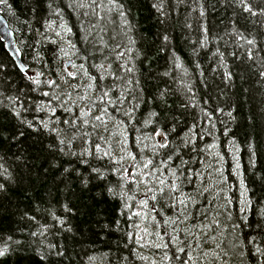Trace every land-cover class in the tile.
<instances>
[{"label": "trees", "instance_id": "1", "mask_svg": "<svg viewBox=\"0 0 264 264\" xmlns=\"http://www.w3.org/2000/svg\"><path fill=\"white\" fill-rule=\"evenodd\" d=\"M108 2L86 0L85 10L75 0L0 3L27 66L22 72L0 40V264H157L151 249L136 241L132 202L122 191L125 172H118L111 147L103 140L96 151L84 139L75 147L63 139L75 118L49 90L63 68L49 28L57 23L68 30L75 62L108 93L98 101L102 107L114 106L113 87H129L135 136L161 133L173 146L164 160L176 155L179 168L198 164L205 158L198 133L214 123L221 147L236 153L247 203L234 191L225 204L205 194L208 201L192 207V226L219 219L230 231L224 247L222 230L209 233L211 253L222 251L236 264H264V0H115L111 21L100 11ZM121 48L129 52L127 63L116 58ZM86 126L87 134L100 136ZM229 160L225 193L239 189ZM185 170L196 174L201 166ZM190 192L201 196L196 187ZM192 232L180 245L187 257L173 244L154 249L169 257L163 264H190L193 254L200 264H220L204 245L199 249Z\"/></svg>", "mask_w": 264, "mask_h": 264}, {"label": "rangeland", "instance_id": "2", "mask_svg": "<svg viewBox=\"0 0 264 264\" xmlns=\"http://www.w3.org/2000/svg\"><path fill=\"white\" fill-rule=\"evenodd\" d=\"M75 3L81 10L89 9V5H86V0H75ZM102 10L106 11L105 17L109 21L112 19V13L117 11L115 5L111 2L101 6L100 11ZM121 21L120 23L123 25L124 23ZM49 28L53 34V40L55 39V42L57 41L59 43L60 54L63 55V68L56 74L55 84H51L49 90L52 92V95H57L62 101L61 105H64L65 102L69 105H67V111L70 112L71 117L75 118L73 121H67V130L70 136L69 138L65 137L63 139L74 147L78 145L80 140L82 142L84 139L83 143L86 146L88 145V149L92 148L96 151H100L102 146L99 143L103 140L111 147V154L118 172L122 173L121 176H123L122 171L125 172L122 190L125 196L123 193L122 195L124 198L126 197L127 201L129 200V202H132L129 206L131 214L135 219L133 226L138 244L140 246L146 245L150 248L151 251L149 252L152 255L153 261L157 264H161V262L163 264L168 261L169 257H165L162 253L154 250L159 248L156 245H163L168 241L169 236H171L174 239L171 243H168L167 248L171 244L180 248V245L184 243V241L193 238L194 234L192 231H194L198 234L197 246L199 249L204 245L203 247L206 249L205 252L213 254L211 255V261L215 259L217 262H220V264H236L231 261L230 257L229 260H226L228 255L222 251H219V253H211L212 250L209 246V233L217 229L222 230V237L224 238L223 247L225 246V237H228L227 232L230 231L228 225H225V223L221 224L219 219H217V221L213 219L210 222L205 220L200 226H192L194 219L196 220V217L192 213V207L199 202L203 203L208 201L206 197H203L205 194H207V198H209L211 202L217 198V202L220 201V204H225L226 202H233L231 191H234V194H238L241 202L240 204L247 203L246 189L243 185L240 170H237L238 159L236 153L233 151L232 154L229 151L230 146L227 148V145L223 146L225 151H227V155L221 153V149L223 148L221 147L222 145L219 137L215 133L216 126L214 123H211L210 126H207L209 122L204 123L203 125H205V127H202L198 133V135L201 136L199 142H201V144L203 143L201 151L204 152L203 155L205 158H202L198 164L194 161L181 163V167L179 168L176 165V155L164 160L167 153L163 156L162 153L166 152V148L170 151L173 149V146L170 144L161 149L160 140L161 138H165L161 133H159V135L146 133L140 137L135 136L138 127L133 126L134 110L128 107L126 101L129 87L123 90L116 87L112 88L115 96L113 97L114 106L106 108L107 111L103 113V122L96 121L94 118L97 115H102V110L104 109L98 102L100 101V95H102L99 91L100 85H95L93 82L95 77L91 79L93 78V74H89V71L83 64L78 61L75 62L76 59L73 57V54L76 53V50L71 40L68 38V30L66 27L62 23H57L50 25ZM128 56V50L126 51L123 48L116 53V58H120L124 63H127L126 58H128ZM69 72L73 73L75 78L68 76ZM94 72L100 78H104L107 75L105 71L101 69V65L94 66ZM28 75L34 77L33 75L35 74L33 71H28ZM112 78L117 80L122 79L120 74H115ZM43 105H48V102H45ZM86 112L89 114L84 115ZM84 121H87V123H84ZM86 125L93 127L96 131L95 133H98L100 136L98 137L96 135L92 137L94 132L87 134L88 131H84V128L86 129L87 127ZM131 126L134 128H132V131ZM77 130H83V132L76 133L75 131ZM182 138H184L183 141L188 139L187 136ZM92 139L93 142L97 143L93 144ZM193 139L191 138L188 144H193ZM185 143L187 142L185 141ZM96 145H100L99 150H97ZM231 156L233 157L234 166H236L237 170L235 172L236 175H238L237 184L239 189L230 188V190L228 189V192L225 193V185L227 183L225 179V170H227L226 162L230 161L229 158H231ZM133 157H135V160H133ZM149 160L152 161V164L149 165L148 169L143 168V165ZM165 164H167V167H165ZM199 164L201 166L200 172L196 174L189 172L186 176L185 168L197 167ZM149 171L154 172V175H146ZM173 172H175L176 175H172ZM130 173H135V176H130ZM177 177H179V179H177ZM160 179L166 180L169 184L175 181L177 185V192L175 193L176 199H172L167 195L164 199H161L158 195L156 200H152L150 199L152 193H148V196H145L148 187L154 190H158L159 187H161V185L158 184V180ZM194 187L201 190L199 199H197V196H194L193 192L189 193V190ZM182 189H184V191ZM205 189H207V191H205ZM189 197H191V199H188ZM178 199L185 200L188 205L187 208H185L184 205L178 204ZM145 200H147L146 206L142 204ZM152 209H155V211H152ZM135 213H140V216L134 215ZM180 214L182 215V219L178 220L174 217ZM137 225H139V227H137ZM175 226L177 227L176 230H178L177 235L173 232ZM145 228L153 235H145L143 231ZM140 236H144V239L139 240ZM161 236L164 237L163 240L160 239ZM229 245H231V243L227 242L226 248ZM182 247L185 248L184 246ZM228 248L229 250L231 249L230 246ZM217 249H219V246H217ZM186 253L185 256L187 257L189 250L186 251ZM220 256H222L223 260L219 259ZM190 257V264H200L194 259V254L189 256V258ZM210 264H213V262Z\"/></svg>", "mask_w": 264, "mask_h": 264}, {"label": "snow or ice", "instance_id": "3", "mask_svg": "<svg viewBox=\"0 0 264 264\" xmlns=\"http://www.w3.org/2000/svg\"><path fill=\"white\" fill-rule=\"evenodd\" d=\"M3 2H4V0H0V3H3ZM114 2H115V0H113V3H114ZM246 10H247V11H251L250 8H248V9H246ZM164 39L167 40V37H164ZM247 43H248V44H252L253 41L248 40ZM121 54H122V53H121ZM81 67H82V66H81ZM68 76H70V77H72V78H75L74 74L71 73V72L68 73ZM49 84H50V85H51V84H55V81H49ZM45 95H47V93H45ZM69 95H70V94H69ZM106 97H108V93H107V92H104V93L101 95V97H100V102H101V103H104ZM89 111H90V110H89ZM106 111H107V109L104 108V109L102 110V115H97L94 119H95L96 121H101V122H103V113H105ZM88 114H89V113H87V112L84 113V115H88ZM84 123H87V121H84ZM157 135H159V133H157ZM166 146H167L166 143H164V142L160 143V147H166ZM96 148H97V150H99V149H100V145H96ZM108 154H109L108 152H105V153H104V155H108ZM133 160H135V157H133ZM151 164H152V161L149 160V161H147V163H145V164L143 165V168L148 169V168H149V165H151ZM165 167H167V164H165ZM129 175H130V176H135V173H130ZM146 175H154V172L149 171ZM172 175H176V173L173 172ZM177 179H179V177H177ZM158 184L161 185V187H159L158 190H154L153 188L148 187V190H147V192L145 193V196H148V193H152V195H151V197H150V199H152V200H156L158 195L160 196L161 199H164L166 195L169 196V197H171L172 199H176L175 193L177 192V185H176L175 181H172V183L169 184L166 180L160 179V180H158ZM2 187H3V186L0 185V188H2ZM205 191H207V189H205ZM188 199H191V197H189ZM177 203L180 204V205H184L185 208H187V206H188L187 203L185 202V200H179V199H178V200H177ZM142 204H144V205L146 206V205H147V200L143 201ZM173 206H175V205H173ZM152 211H155V209H152ZM134 215H136V216H140V213H135ZM137 227H139V225H137ZM143 231H144V234H145V235H153V234H151V233H149V232L147 231V228L143 229ZM143 239H144V236H140V237H139V240H143ZM160 239L163 240L164 237L161 236ZM173 239H174L173 237L169 236L168 241H167L166 243H164L163 245H156V246H157V247H164V248H167L168 243H171V242L173 241ZM213 239H215V237H213ZM141 246H143V245H141ZM178 251H180V252H184L185 254H187V253H186V249L183 248V247H180V248L178 249ZM3 254H4V250H3V249H0V255H3ZM189 259H190V258H189Z\"/></svg>", "mask_w": 264, "mask_h": 264}, {"label": "water", "instance_id": "4", "mask_svg": "<svg viewBox=\"0 0 264 264\" xmlns=\"http://www.w3.org/2000/svg\"><path fill=\"white\" fill-rule=\"evenodd\" d=\"M0 40L4 43L5 49L14 60L17 67L22 72H26L27 66L22 59V53L18 46L14 31L3 15H0ZM160 141L161 143L165 142V139L162 138Z\"/></svg>", "mask_w": 264, "mask_h": 264}]
</instances>
